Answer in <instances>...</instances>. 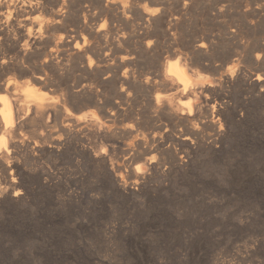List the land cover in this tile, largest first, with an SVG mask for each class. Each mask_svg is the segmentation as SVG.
Wrapping results in <instances>:
<instances>
[{
	"label": "rangeland",
	"instance_id": "obj_1",
	"mask_svg": "<svg viewBox=\"0 0 264 264\" xmlns=\"http://www.w3.org/2000/svg\"><path fill=\"white\" fill-rule=\"evenodd\" d=\"M44 1L50 8L55 4ZM221 1L192 0L185 24L152 37L164 61L184 53L197 60L194 67L208 81L219 83L201 92L196 119L168 114L155 104L157 94L165 100L174 96L173 102L178 96L158 81L157 86L142 82L155 70L152 53L140 51L132 79L119 81L84 68L70 48L69 66L39 64L48 78L35 90L48 99L43 110L36 109L41 112L28 106L30 98L23 101L25 115L13 135L11 156L0 164V264H264V0H225L230 10L213 14ZM80 2L68 0L74 5L63 12L67 23L53 27L50 38L71 39L84 18L97 30L111 26L123 35L130 32L132 18L118 20L112 3L101 16L91 10L90 0ZM40 11L38 21L52 14ZM231 30L241 48L226 34ZM208 33L216 44L205 57L192 41ZM96 39L101 46L107 43ZM52 45L42 51L47 54ZM42 51L29 60L43 61ZM27 78L17 77L22 90ZM83 82L99 93L98 106L89 91H75ZM92 112L96 121L77 120L76 115ZM137 165L146 170L138 174Z\"/></svg>",
	"mask_w": 264,
	"mask_h": 264
},
{
	"label": "bare ground",
	"instance_id": "obj_2",
	"mask_svg": "<svg viewBox=\"0 0 264 264\" xmlns=\"http://www.w3.org/2000/svg\"><path fill=\"white\" fill-rule=\"evenodd\" d=\"M142 1L144 3H146L145 5L142 4L143 7L140 5ZM219 1H221V0H219ZM222 1H225V0H222ZM222 1L216 3L215 6L212 7V10L214 11V12L212 11L213 14L216 13L217 15H222L224 13V11H225V14L227 13L226 10L229 9V5H227L225 3H228V2L224 3ZM230 1H232V0H230ZM77 2H79V1H77ZM81 2H86V4H87V0H81ZM90 2H91V5L90 4L89 5L92 8L91 10H93V11L98 10L97 12H100L101 16L105 13V11L109 10V8L111 7L109 4L112 3L111 5L112 6L114 5L113 7L115 9V12L117 11V14L114 13L117 15L116 16L117 19L123 18L122 21H124L126 19L127 21L129 20L130 23L132 20L133 24H131L130 32L127 35L125 33H124L125 35H123L121 33L123 31L119 30V28L118 29L113 28V27L110 28L111 26L109 27L108 30H104L103 28H100L99 26H97V27H99V29L97 30L96 26L94 27V26L88 24L87 20L84 18L83 20L81 19L78 24H76L78 26L77 29L75 28L77 31H74V35L71 36V39L60 38L59 40L57 39V41H55V40H53L54 37L50 38V36H49L50 30L53 27H55L56 25H58L59 23L60 24L63 23V21L66 18L65 14H63V12H65L67 9H69L70 5L72 6L74 4L70 3V5H69L68 0H55V4H53V7L50 8V7H48L47 2L44 0H0V164H2L4 159H6V158L8 159L9 155L11 156L10 153H11L12 147L14 146V140L13 139H16V138H13V135H14V133H16L15 131L17 130V128L21 122V119L23 117L22 114H24L23 113V109H24L23 101H25L27 98H30L31 101H29V102L31 104H29L28 106L29 107L32 106L34 108V110H36V109L43 107L45 102L48 99L47 96L45 97L40 92H39L40 93L39 94L35 90V87L37 85L39 86L40 83L42 84V81L46 80V77H47L46 73L43 72L42 67H41V69L39 68L40 67L39 64L42 66H45L48 64L50 65V63H55V65L58 66L57 69L59 67L61 69V67L69 66L68 64H66L67 62L69 63V58H68L69 53H67L69 51V48L72 49V51L79 56L81 63L84 65V68L89 69L94 74L104 75V76L106 74L107 75L106 78L114 79V80H118V81H119V79H124V80L126 79L127 80V79L131 78L130 77L131 76V65L134 64V62H136L135 60L139 56L140 51H142V53H143V51H144V53L145 52L152 53L153 55H155V58L153 56V58L155 59V67H154L155 70L150 75L151 77L147 76V78L142 80V82H144L148 86H152L154 81H158L160 83V85H162L167 90H169V91L174 90L176 92V95L178 96L177 101L173 102L172 99L174 96H171L170 94L169 95L171 96V98H170V96L167 95L169 97L168 100H167V98H166V100L164 99L165 95L161 96L160 94H157L154 98V102L157 106H160V107H161V105H164L163 109L167 110L168 114L171 112L172 114H174L176 116L182 115L188 121L193 119L197 113L196 111H198L197 110L198 103L201 100L200 94H201V92H203L204 88L207 86L213 87V85L215 86V84H219L216 82V80H213L212 78L209 79V81H208L207 80L208 75L204 77L194 67V65H196V63H197V60L194 62L190 61L188 59L187 55L184 53H181V52L180 53H174L175 57L172 56L174 58V60H169V58H168V61H164L163 60V53L161 51L157 50V45H159L158 40H156L157 38L156 37H155L156 39L152 38L158 30H160V31L162 30L165 35L173 33L174 29L177 28L179 22L182 21L183 19H185L186 15H188L190 13V5H191L192 0H90ZM194 2H195V0H194ZM194 2H192V3H194ZM251 2H253V1H251ZM148 3L154 4L155 6L152 5L153 7H151V6H149ZM192 5H194V4H192ZM202 5H203V3H202ZM204 5H205V3H204ZM231 5H233V3ZM81 6L83 7V3ZM172 6H174V8H172V10H171L170 8ZM259 6H260V3H259ZM54 8L58 12H55ZM78 8H79V6H78ZM207 8H210V7H207ZM230 8H231V6H230ZM254 8L256 9L257 7H253V9ZM46 9L52 11V14L47 19L42 20L40 18L42 16H40V14H38L37 12H39L40 10H46ZM80 10H81V12H83L82 14H84V9H80ZM242 10H244V9H242ZM263 10H264V8H263ZM85 12H87V11H85ZM65 13H67V12H65ZM35 14L36 15L38 14L40 16V17L37 16L40 18L39 21L35 19V17H36ZM68 14H70V13H68ZM213 14H211V15L213 16ZM78 15L76 12V16H78ZM91 15H93V13ZM91 15H89V16H91ZM87 16H88V14H87ZM240 16H242V15H240ZM112 17H110V18H112ZM221 17H223V16H221ZM93 18H94V16H93ZM100 18H102V17H100ZM104 18H107V17L105 16ZM130 18H132V19L130 20ZM89 19H91V18H89ZM96 19H95V22H96ZM115 20L116 19H114V21ZM112 21H113V19H112ZM137 21H142V22L137 23ZM89 22H91V21H89ZM93 22L94 21H92V23ZM102 22H103V20H102ZM65 23H67L66 20H65ZM69 23H70V21H69ZM117 23L118 22H116V24ZM126 23L127 22H125V24ZM183 24H185V23L183 22ZM76 25H74V26H76ZM102 25H101V27H102ZM128 25H130V24H128ZM62 26H63V24H62ZM118 26H120V25H118ZM57 27H59V26H57ZM107 27H108V25H107ZM126 27L129 28L127 25H126ZM169 27L172 29L174 28L173 30L171 29L172 32L169 30L171 33L168 32V29H170ZM214 27H216V26H214ZM70 28H72V27L70 26ZM158 28H160V29H158ZM55 29H56V27H55ZM55 29H53V30H55ZM73 29H74V27H73ZM121 29H122V27H121ZM65 30H66V28H65ZM195 30H197V29L195 28ZM213 30H215V29H213ZM119 32L121 33V35L119 34ZM240 32H241V29H240ZM52 33H54V32L52 31ZM180 34H181V32H180ZM226 34L229 35L228 37L230 38V40L235 42L234 43L235 47H237V48L242 47L241 40L239 39L238 33L236 32V30L228 31ZM94 35H96V37L100 38L101 40L105 39L107 42L106 45L101 46V44H99L97 39H96L97 42L94 41L93 40ZM59 36H61V35H59ZM62 37H63V35H62ZM68 37H70V36H68ZM161 38L162 37H160V39ZM229 38H228V40H229ZM162 40H163V38H162ZM215 40H214L213 35H211L209 33H208V35H204V37L202 35L197 37V35H196V37H194V39L192 41V47L196 52H198V53H200L206 57L208 50L216 44ZM73 41L75 42V45L73 48H71V43ZM130 42L134 43L133 47L128 45V43H130ZM50 44H53L52 45L53 47L51 46L50 52H48L46 54L45 53L46 51L43 52L42 50H45L47 47L46 45L50 46ZM102 44H104V43H102ZM189 44H191V43H189ZM217 44H218V42H217ZM261 45H259V46H261ZM222 46H223V44H222ZM243 47H244V45H243ZM164 48H165V46H164ZM257 49H258V46H257ZM237 50H236V53H238ZM41 51L43 53H45V59L43 61H41L39 59H37V61H34V60H32V58H31V60H29L31 56H33L34 54H40ZM163 52H165V50ZM235 54H234V56H235ZM37 56H40V55H37ZM34 57H36V56H34ZM166 57H167V55H166ZM71 59H72V57L70 58V61H71ZM147 59L150 60V57H148ZM74 60H75V58H74ZM206 60H207V58H206ZM77 61H78V57H77ZM228 61H230V60H228ZM72 63H75V62L72 61ZM152 63H153V61H152ZM79 65H81V64H79ZM205 65H206V63H205ZM47 67H50V66H47ZM73 67H74V65H73ZM54 68H55V66H54ZM237 68H239V67H237ZM77 69H79V71L82 70L80 68H77ZM122 69H123V72H122L123 74L121 73ZM148 69H150V68H148ZM67 71H68V68H67ZM137 71H139V70H137ZM229 71H231V70H229ZM57 72H58V70H57ZM71 72H70V74H71ZM149 72L150 71L148 70L147 73H149ZM10 73L12 74L11 77H10V75H11ZM59 73H61V72H59ZM232 73L234 74V71L229 73L230 76L233 75ZM8 74H10L9 78H8ZM24 75L25 76L27 75L28 78H27L25 85L23 82L22 86H24V88L22 90V87H20V84H19L21 79L18 81L17 77L20 78L21 76H24ZM87 76H89V75H87ZM260 77L261 76L258 75L259 79H260ZM49 78H50V76H49ZM52 78H53V76H52ZM138 78H139V75H138ZM213 78H215V76ZM76 79L78 80V78H76ZM215 79H217V78H215ZM48 80H50V79H48ZM54 81H56V78ZM89 81L91 82V80H89ZM131 81L134 82V80H131ZM220 81H222V80L220 79ZM75 82L73 83V85L75 84ZM97 82H99V81H97ZM121 82H123V81H121ZM135 82H136V80H135ZM79 83H78V85H79ZM109 83L110 82H108V84ZM118 84L119 83L117 82V85ZM112 85H110V86H112ZM76 87H77V85H76ZM77 88H79L78 90H75L76 92H78L77 94H79L80 92L86 93V91H89L93 95L91 97L92 100L90 99L91 100L90 102H92V105H93V103H96V105L99 103L98 102V99H99L98 94L99 93L98 92H97L98 94L93 93L92 90L90 89L89 85H88V82L87 83L83 82V84H81ZM72 89H76V88H72ZM123 89H124V87H123ZM153 89H155V88H153ZM164 91H165V89H164ZM72 92L70 94H72ZM147 93H148V91H147ZM171 93L173 94V92H171ZM75 95H76V93H75ZM63 97H65V96H63ZM203 97H205V96H203ZM175 98H177V97H175ZM151 99H152V96H151ZM164 100H165V102H164ZM89 104H91V103H89ZM86 105H87V103L84 106H86ZM199 107H200V105H199ZM81 108L82 107L80 106V109ZM200 108H198V109H200ZM41 109L36 110V112L37 111L41 112ZM27 114H28V111H27ZM36 114H39V113H36ZM76 116H77L78 121L88 120V117L91 118L92 120H95V121L98 119L96 114L93 112L90 113V115L86 114V113H82V114H79ZM204 116H205V114H204ZM91 119L89 121H91ZM195 119H196V117H195ZM21 125H22V123H21ZM4 165H5V163H4ZM7 165H9V164H7ZM137 166H136L137 167L136 171L138 174L140 172H144V170H146L145 165H144V167L142 166V168L139 165H137ZM14 182L12 183V185L16 188L17 185Z\"/></svg>",
	"mask_w": 264,
	"mask_h": 264
},
{
	"label": "water",
	"instance_id": "obj_3",
	"mask_svg": "<svg viewBox=\"0 0 264 264\" xmlns=\"http://www.w3.org/2000/svg\"><path fill=\"white\" fill-rule=\"evenodd\" d=\"M263 73H264V68H263Z\"/></svg>",
	"mask_w": 264,
	"mask_h": 264
}]
</instances>
